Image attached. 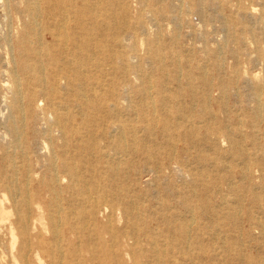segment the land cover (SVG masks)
<instances>
[{
    "label": "bare ground",
    "instance_id": "bare-ground-1",
    "mask_svg": "<svg viewBox=\"0 0 264 264\" xmlns=\"http://www.w3.org/2000/svg\"><path fill=\"white\" fill-rule=\"evenodd\" d=\"M204 1L195 3L203 16L204 4L215 5L217 0ZM159 4L154 0L148 6L152 20L173 19ZM129 6V0H0V232L8 233V263L184 264L172 259L180 254L189 261L197 257L198 264H264V221L246 219L262 230L257 245L262 241L263 255L252 257L238 243L245 234L237 227L242 219L238 210L224 209L225 197L220 199L224 204L213 205L214 193L222 195L224 189L222 176L237 172L232 166L213 164L212 158L196 150L198 122L182 120L192 110L170 109L174 99L169 95L124 107L129 95L122 88L123 79L140 69L133 45L124 49L122 43L126 29L133 30V38L145 27L142 10L135 16L141 18L128 20ZM220 10L218 19L228 32L222 43L226 51L218 46L205 48V53L237 60L246 38L239 34L246 30L240 22L246 8L238 5L231 12L235 16ZM231 41L236 46H228ZM160 43V38L148 39L147 54L154 58V71L163 72L160 63L168 55ZM257 53L263 65L264 49ZM177 64L186 66L178 69L186 93L207 113L210 80L220 75L223 64L214 63L212 68L182 60ZM196 79L205 89L202 95L191 81ZM158 82L155 85L163 92ZM250 86L256 93L254 115L260 118L264 84ZM219 90L221 100L227 90L224 85ZM221 101L218 108L223 110L226 104ZM177 115L182 122L176 121ZM211 115L219 118L218 113ZM207 127L205 141L213 145L212 136H222L231 144L233 159H240L244 168L238 173L247 176L251 167L259 166L238 146L246 138L239 128L219 133L217 126ZM138 159L142 163L137 165ZM208 164L221 174L213 168L204 170ZM173 171L180 175L179 184L167 174ZM141 172L150 173L158 189L153 198L158 201L155 211L160 212L149 215L157 220L155 227L134 208L138 195H130L125 186L124 179ZM232 184L229 191L241 183ZM261 188L263 192L264 184ZM249 198L264 218V193L253 192ZM240 201L238 196L236 203ZM116 210H123L126 229L113 226ZM100 212L105 221L97 225ZM43 221L49 237L42 232ZM204 233L208 239L202 238ZM217 250L226 261H220ZM123 253L130 255L131 263L124 261Z\"/></svg>",
    "mask_w": 264,
    "mask_h": 264
},
{
    "label": "rangeland",
    "instance_id": "rangeland-1",
    "mask_svg": "<svg viewBox=\"0 0 264 264\" xmlns=\"http://www.w3.org/2000/svg\"><path fill=\"white\" fill-rule=\"evenodd\" d=\"M156 1L162 3L159 5L164 6L173 19L152 20L153 16L152 14L147 13V10L150 9L148 6L153 4L154 0H129L130 10L128 9V20L132 23L135 19H139L142 16L145 27L136 30L135 37L133 38L131 36L133 35V30L126 29L123 41L124 44L122 43L124 49L133 45L138 54L137 59H134V61L139 63L136 65H138L140 69L139 74H128L123 79L124 85L122 88L124 93L129 95V99L123 101V105L125 107L131 103L134 105L152 99L157 102L161 95H169L174 99V102L171 103L172 107L170 109L175 110L176 108L182 107L187 110H192L189 115L182 120L187 119L188 123L192 121L198 122L196 125L198 126L197 129H201L200 134H197L196 139L195 136L193 137V145L196 150H201L202 153L212 158L211 160L213 161V164L217 162L219 165H229L237 172L231 177L221 175L223 179L221 180L220 185L224 188L221 191L222 195L214 193V200L216 203L213 201L211 202L216 206L219 205V203L224 204L220 199L221 197H225L226 203L224 204V209L229 211L234 207L238 210V215L242 219L237 222L239 223L237 227L240 230L242 229L241 231L245 233L243 237L240 238L241 241L237 240L239 244L244 245V251L242 252L246 255L250 254L249 256L252 257L263 255V249L259 245L261 244L263 246L262 241L257 245V240H261L262 230L253 226V222L251 224L247 222L246 219L247 217L254 216L253 221L256 223L264 221V218H261L263 217L261 212L249 198L253 192L264 193V191L262 192L263 188H261L262 184H264V110L260 118L254 115L256 103L254 97L256 96V93L254 92L253 85V88L250 86L255 83L264 84V64L262 65L261 61H259L260 58L257 53L258 48L264 49V26L261 25V20H264V0H240V4L237 3V0H220L224 5H220V2L217 3L218 0L217 2H214L215 5L205 3L203 7L205 13L204 16L197 13L195 10V3L197 0H155V2ZM204 2H206V0ZM238 5L246 8V10H244L245 18H243V20L240 18V22L243 23V26H245L246 29L243 32H239V34L246 37L244 38L240 58L235 60L230 56H224L223 59L221 54L216 57L208 55V53H205V48L209 50L220 46L223 52L226 51V48H224L222 43L228 38V32L223 28L222 22L218 19V14L221 11L220 8L224 13L235 16L232 13ZM140 12L141 16L135 17L136 13ZM246 31H250L254 37H250ZM123 35L124 32L121 36ZM154 38L161 39L160 45L163 47L165 54L168 55V57H165L163 59L164 61H161L160 63L163 64L164 73L159 72L158 70L154 71V58L152 59V57L147 54V40H153ZM227 45L230 47L236 46L232 41L228 42ZM178 60L189 61L194 66L200 65L205 66L206 68L214 67L213 64L217 62L223 64V71H221L220 75L215 77L214 80H210L211 85L208 89L211 99L207 106V113L202 112L199 104L193 101L186 93V81L182 76L181 71L180 73L178 71L180 67L185 68L186 66H179L177 64ZM116 70L118 73L121 72L120 69ZM194 77H198V73H195ZM156 80L159 81L158 84H162L161 90H163V92H160L155 85ZM248 80H251V82ZM191 81L196 85L197 94L202 95L205 89L202 87L200 80L196 79ZM221 85H224L227 90V96L225 98L221 97L222 101L220 100L221 95L219 93V87ZM158 92H160V94ZM259 96L264 103V92ZM220 101L226 104V108L223 110L218 108V102ZM211 112L216 113V115L218 113L219 118H213ZM184 115L186 116V113ZM177 116L179 118L176 121L182 122L180 115ZM210 125L217 126L216 130L219 131V133L220 131L226 133L232 128H239L240 136L242 137L244 134L246 138L241 140V146L239 144L238 146L245 149L248 154L250 152L251 157L255 159L254 162L259 166L251 167L247 172V176L238 173L239 171L244 170V168L240 164V159H233L231 153L232 146L226 139H224V137L212 136V140H214L213 145L210 144L212 141H205V128L208 129L207 126ZM222 133L220 135H222ZM194 151V149H191L190 153L193 154ZM216 154L218 155L216 156ZM191 157H189L188 162L192 161ZM139 162L142 163V160L138 159L137 165ZM204 168L206 171H211L209 169L213 168V170L221 174V170H218L212 164L205 165ZM198 169L200 171V166H198ZM167 174L174 175L177 184L182 182L178 173L176 175L173 171ZM152 177L153 176L150 175V173L141 172L140 175H131L130 178L124 179V182L125 186L129 187L130 195H138L134 208L140 211L144 220L148 221L152 227H155L157 220L149 218V215L152 213L157 214V212L160 211H155L158 201L153 198L155 197L153 194L158 189H156ZM233 181H240V187H235L229 191L228 185L230 182L231 185H233ZM135 183L137 185L134 189ZM205 194L211 195L209 192ZM238 196L241 198L239 204L236 203ZM176 211L179 213L182 212L179 210ZM124 215L123 210L115 211L112 222L115 228H127ZM104 221L105 218L103 217L102 212H100V214L97 215L96 224L102 225ZM225 223L231 225V222L229 221H225ZM41 227L44 236L49 237L50 232L46 221L42 222ZM87 227L88 232H92L94 225L90 222L87 224ZM224 228H228V226H225ZM247 229H249V231ZM229 234L234 235V232ZM104 235L110 240L109 234L105 233ZM221 237H224L223 234ZM202 238L208 239L209 236L204 233ZM233 238L236 240L235 237ZM18 240L19 239L17 238L16 243H18ZM222 240L225 241L226 239ZM8 248V233H6L5 230H2L0 232V259L2 260V264H9L7 261ZM215 253L220 257L221 262L226 261V258L222 256L220 251L217 250ZM193 255L196 256L195 254ZM122 257L126 263H131L129 254L127 255L123 253ZM172 259H175L176 261L183 260L185 261L184 264H192V262L193 264H198L197 257L193 258L192 261H189L187 257L182 258L180 254H176ZM143 260H145L144 257Z\"/></svg>",
    "mask_w": 264,
    "mask_h": 264
}]
</instances>
